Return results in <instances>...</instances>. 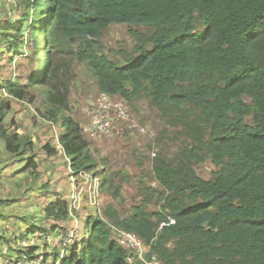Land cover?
I'll list each match as a JSON object with an SVG mask.
<instances>
[{"label":"trees","instance_id":"obj_1","mask_svg":"<svg viewBox=\"0 0 264 264\" xmlns=\"http://www.w3.org/2000/svg\"><path fill=\"white\" fill-rule=\"evenodd\" d=\"M11 7L20 15L0 19V42L10 55L33 44V68L25 82L1 85L14 99H33L29 88L44 87L46 115L61 121L59 140L81 182L79 173L97 162L80 122L66 114L76 64L89 68L100 91L148 100L179 139L172 157L152 159L160 189L139 178L129 211L122 216L109 204L106 221L87 220L89 230L59 264H145L128 260L111 225L136 233L162 264H264V0H18ZM112 24L128 25L136 41L133 54L119 51L122 63L100 44ZM9 108L0 103V136L8 151L24 152L30 138L3 127ZM207 159L216 169L210 179L195 170ZM103 181L117 199L123 186L109 175ZM68 207L57 196L44 212L61 226Z\"/></svg>","mask_w":264,"mask_h":264},{"label":"rangeland","instance_id":"obj_2","mask_svg":"<svg viewBox=\"0 0 264 264\" xmlns=\"http://www.w3.org/2000/svg\"><path fill=\"white\" fill-rule=\"evenodd\" d=\"M17 1L0 0V19L14 21L19 18L18 10L13 12L11 7ZM5 3L7 8L4 9ZM100 44L113 61L122 63L123 56L119 51L125 50L126 56L133 54L136 41L128 25L112 24L103 33ZM33 48V44L24 42L19 52L10 55L12 49L0 42V85L18 77H21L20 82L26 81L27 73L33 68ZM60 59L65 62L70 58L64 55ZM68 85L69 110L66 114L80 122L97 162L94 170L99 175L91 177L88 171L79 173L89 180L90 188L86 181L78 179L70 157L62 148L59 140L63 131L61 121L46 115L48 100L44 87L29 88L33 99L31 96L14 99L8 97L6 87L1 85L0 103L10 102L3 127L7 134L29 137L30 144L24 152H10L6 140L0 136V264L25 262L16 258L21 249L30 246H39L36 252L43 257L42 264H58L69 245L89 230L87 220L98 218L108 204L115 205L122 216L129 211L137 195L139 178L148 186L160 189L152 173V159L162 152L172 157L178 150L176 131L166 124L148 100L137 98L129 102V119L117 124L110 112L96 110V102L100 108L104 103L99 101L102 97L97 100L98 87L86 65L76 64L75 77ZM136 124L146 126L147 132L140 131ZM107 127L114 128L111 131ZM210 161L207 159L195 165V170L204 179L212 178L216 170ZM108 175L114 184L123 187L116 199L112 195L114 190H107L108 184H105L98 202L93 193L101 179ZM57 196L69 203V217L61 226L44 212L45 206ZM91 200L100 211L87 206ZM150 209L156 210L157 206L150 205ZM44 229L47 234L42 238Z\"/></svg>","mask_w":264,"mask_h":264},{"label":"clouds","instance_id":"obj_3","mask_svg":"<svg viewBox=\"0 0 264 264\" xmlns=\"http://www.w3.org/2000/svg\"><path fill=\"white\" fill-rule=\"evenodd\" d=\"M102 95H105L106 97H107V99H108V102H109V104H110V112H111V115L113 116V117H115L116 119H117V124L118 123H122V122H124V121H126V120H128L129 119V116H130V113H131V107H130V105H129V101L128 100H126V99H124L123 97H121L120 95H113V94H109V93H106V92H102V91H100L99 89H98V92H97V100H99V98L100 97H102ZM99 101H101V100H99ZM95 105H96V110H97V108H98V110H99V102H96L95 103ZM117 107H118V109L119 110H124V112H126L127 111V117H126V119H120L121 118V116L119 115H117ZM95 110V106H94V111H96ZM136 126L140 129V131H142L143 133H145V132H147V128H146V126H141V125H139V124H136ZM114 128V127H113ZM65 152V151H64ZM66 153V152H65ZM67 154V153H66ZM68 156V155H67ZM68 158H69V156H68ZM85 172H87V171H82L81 173H85ZM96 171H88V173L87 174H89V175H91V177H95L96 175H99V174H96L95 173ZM84 177V179L86 178L85 176H83ZM108 184V183H107ZM104 181H103V179H101V184H99L98 186H97V189H96V191L93 193V195H94V197H95V199L98 201V202H100L101 201V196H102V192H103V188H104ZM86 186H88L89 188H90V182H89V180H86ZM107 190H108V188H107ZM89 197H90V195L89 194H87ZM97 196V197H96ZM109 205V204H108ZM107 205V206H108ZM88 207H90V208H93V209H96V206H95V204H93L92 203V200H91V203L90 204H88L87 205ZM106 206V207H107ZM79 207H81V206H79ZM105 207V208H106ZM96 210H98V211H100L98 208L96 209ZM105 210V209H104ZM104 210H103V212H102V214H100L99 216H98V218H101V219H103V220H107V218H106V216H105V214H104ZM170 222H172V223H174L175 222V220H173V219H170ZM165 223H163V224H161V226H163ZM112 226V229H113V231H114V233H115V235H116V238H117V233H119V232H121V231H126V230H118L117 229V227H115L114 225H111ZM126 232H129V231H126ZM131 233H134V232H131ZM134 234H136V233H134ZM137 235V234H136ZM45 234L43 233V236H42V238L44 237L45 238ZM138 236V235H137ZM139 237V236H138ZM140 238V237H139ZM141 239V238H140ZM142 240V239H141ZM117 241H118V238H117ZM143 241V240H142ZM144 242V241H143ZM118 243L120 244V242L118 241ZM145 243V242H144ZM146 245H148L149 247H150V245L149 244H147V243H145ZM121 245V244H120ZM122 246V245H121ZM122 247H124V246H122ZM29 248V247H28ZM125 248V247H124ZM129 253H130V256H129V258H128V260L130 261V262H132L133 263V261H134V258L135 257H137L139 260H141V261H143L145 264H147L146 263V261L145 260H143V259H141L138 255H136L134 252H132V251H130L129 249H127V248H125ZM36 253H39V252H36ZM152 254H156V253H154L152 250H151V247H150V253H147V256H146V259H150V257H151V255ZM157 255V254H156ZM40 257H42L41 255H40V253L38 254V255H35V257L34 256H32V257H28V256H17V261L18 260H34V259H37V258H40ZM157 257H158V255H157ZM43 258V257H42ZM49 260V258H47V261ZM158 260H159V257H158ZM43 261H44V259H43ZM61 261V260H60ZM160 261V260H159ZM58 264H59V262H57ZM161 263V262H160ZM162 264V263H161Z\"/></svg>","mask_w":264,"mask_h":264},{"label":"built area","instance_id":"obj_4","mask_svg":"<svg viewBox=\"0 0 264 264\" xmlns=\"http://www.w3.org/2000/svg\"><path fill=\"white\" fill-rule=\"evenodd\" d=\"M101 102L104 103V107L99 108V110H102L104 112H110V104L105 95H102ZM117 115L121 116L120 119H126L127 111L124 112V110H119L117 107ZM107 128L110 129L111 131L113 130V127H107ZM117 238L122 246L134 252L141 259L145 260L147 264H161L156 254H152L149 260L146 259L147 253H150V247L146 245L136 234L126 231H121L117 233ZM42 263H43V258L40 257L34 260H25V262H22L20 264H42Z\"/></svg>","mask_w":264,"mask_h":264}]
</instances>
